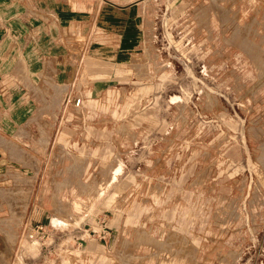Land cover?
Returning <instances> with one entry per match:
<instances>
[{
    "label": "rangeland",
    "instance_id": "obj_1",
    "mask_svg": "<svg viewBox=\"0 0 264 264\" xmlns=\"http://www.w3.org/2000/svg\"><path fill=\"white\" fill-rule=\"evenodd\" d=\"M141 6L131 58L0 109V264H264V0Z\"/></svg>",
    "mask_w": 264,
    "mask_h": 264
},
{
    "label": "crops",
    "instance_id": "obj_2",
    "mask_svg": "<svg viewBox=\"0 0 264 264\" xmlns=\"http://www.w3.org/2000/svg\"><path fill=\"white\" fill-rule=\"evenodd\" d=\"M104 1L0 0V81H8L5 96L11 97L4 99L5 105L1 104L0 109H9L15 102L14 108H19L20 116L26 111L22 122H30L35 111L52 110L49 104L60 97L61 86L66 90L70 87L76 93V79L70 85L67 83L75 74L78 60L80 66L84 64L85 72L97 78L104 76L99 69L96 72L92 69L96 62L119 64L131 58V51H122V48L135 47L142 42V31L138 28L144 15L141 4L151 0H133L126 4L110 2L114 10L103 5L108 4ZM96 29L101 37L99 42L93 43ZM79 36H84L83 43L77 40ZM176 97L172 100L180 102ZM36 101L42 103L38 105ZM3 154L11 155L12 148L1 146L0 155ZM226 155L228 167L232 168L238 156L237 147L229 146ZM2 165L5 170L12 169L11 161ZM119 170L120 167L112 170L114 178ZM71 208L73 211L81 209L78 201H74ZM5 210L7 213V208Z\"/></svg>",
    "mask_w": 264,
    "mask_h": 264
},
{
    "label": "built area",
    "instance_id": "obj_3",
    "mask_svg": "<svg viewBox=\"0 0 264 264\" xmlns=\"http://www.w3.org/2000/svg\"><path fill=\"white\" fill-rule=\"evenodd\" d=\"M81 104L82 99L80 97H75L73 92L69 93L65 98V109L70 105L74 106L75 108H79Z\"/></svg>",
    "mask_w": 264,
    "mask_h": 264
},
{
    "label": "bare ground",
    "instance_id": "obj_4",
    "mask_svg": "<svg viewBox=\"0 0 264 264\" xmlns=\"http://www.w3.org/2000/svg\"><path fill=\"white\" fill-rule=\"evenodd\" d=\"M176 98H177V97H176ZM55 221H60V220H57V219H56ZM29 233H30V232H29ZM30 234H31V233H30ZM31 235H32V234H31Z\"/></svg>",
    "mask_w": 264,
    "mask_h": 264
}]
</instances>
